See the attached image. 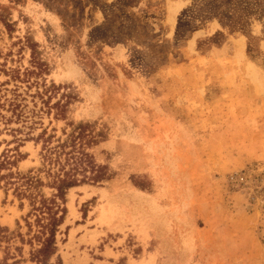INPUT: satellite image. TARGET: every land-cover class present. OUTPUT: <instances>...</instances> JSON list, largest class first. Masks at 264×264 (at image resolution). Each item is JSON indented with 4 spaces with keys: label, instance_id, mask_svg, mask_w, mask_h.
<instances>
[{
    "label": "rangeland",
    "instance_id": "rangeland-1",
    "mask_svg": "<svg viewBox=\"0 0 264 264\" xmlns=\"http://www.w3.org/2000/svg\"><path fill=\"white\" fill-rule=\"evenodd\" d=\"M124 1L0 0V160L51 199L35 140L82 126L110 176L68 191L43 260L30 201L0 180V264H264V26Z\"/></svg>",
    "mask_w": 264,
    "mask_h": 264
},
{
    "label": "trees",
    "instance_id": "trees-1",
    "mask_svg": "<svg viewBox=\"0 0 264 264\" xmlns=\"http://www.w3.org/2000/svg\"><path fill=\"white\" fill-rule=\"evenodd\" d=\"M136 2L134 0H125L122 4L130 7ZM205 12L207 14H205ZM189 11L183 13L179 21L178 36L183 33L182 28L185 18ZM194 19H215L223 27H230L234 30L244 31L255 21L264 26V0H209V3L203 8L196 10V15L190 16ZM32 73H26V77ZM29 78V77H28ZM16 79H21L18 75ZM46 87V85H45ZM50 88L56 89L52 85ZM48 91V89H46ZM15 99L9 101V107L12 108L13 117L20 121L24 117L21 105L17 102V90H14ZM60 102L56 104L58 115H62L63 109L59 107ZM5 105H0V108ZM51 109V108H50ZM0 119H5L6 124L12 121V118L6 119L0 111ZM71 139L54 141V136H47L44 130L35 140L36 143H42L41 159L42 168L39 169L41 174H45L48 179V186L55 192L51 199L44 198L37 193L43 181L39 176L21 175L13 173L12 169L16 166V155H3L0 160V180L6 183V186L14 189V194L20 201L28 199L31 204L30 216L36 218V225L39 231L36 239L42 244L39 250V258L44 259L51 251L56 240L58 228L64 224L67 209L63 207L66 202V195L72 188L83 184H98L109 180L107 168L98 165L93 156L87 152L88 142L83 143L84 132L82 126L78 127L76 136L71 135ZM56 143V144H55ZM9 171L3 175V171ZM62 203H60V202ZM24 208V204L22 203Z\"/></svg>",
    "mask_w": 264,
    "mask_h": 264
},
{
    "label": "bare ground",
    "instance_id": "bare-ground-1",
    "mask_svg": "<svg viewBox=\"0 0 264 264\" xmlns=\"http://www.w3.org/2000/svg\"><path fill=\"white\" fill-rule=\"evenodd\" d=\"M251 75V74H250ZM254 76H256V75H254ZM263 78V77H262ZM251 79V78H250ZM262 80V79H261Z\"/></svg>",
    "mask_w": 264,
    "mask_h": 264
}]
</instances>
